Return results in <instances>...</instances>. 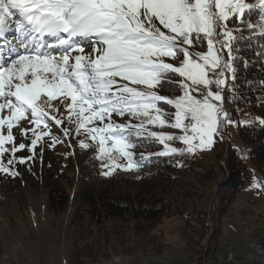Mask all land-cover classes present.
<instances>
[{
	"label": "snow or ice",
	"instance_id": "obj_1",
	"mask_svg": "<svg viewBox=\"0 0 264 264\" xmlns=\"http://www.w3.org/2000/svg\"><path fill=\"white\" fill-rule=\"evenodd\" d=\"M259 3L264 8V0ZM253 7L244 0H0V37L9 31L23 34L8 56H0V110L9 112L0 116V126L7 125V135H0V155L7 151L4 143L14 140L13 122L26 114L36 125L43 121L47 126L49 119L62 123L45 111L58 95L68 120L75 118L77 134L86 129L92 140L99 137L100 153L109 152L105 145L110 140L113 149L129 158L128 170L138 167L127 151L134 146L133 135L159 141L165 148L160 155L185 151L166 141L179 140L188 152L212 145L221 114L228 119L213 101L223 99L225 72L235 71L221 54L227 49L231 56L235 39L226 22L233 18L243 23L246 10ZM6 42L11 45L15 38ZM86 45L92 46L94 56L84 54ZM205 45L206 51H190ZM165 57L179 66L165 62ZM172 74L178 78L168 80ZM164 84L181 94L167 98L153 90ZM160 101L174 106L170 127L182 135L149 130V125L168 123L169 113L158 106ZM112 113H128L139 123L86 127L95 120L103 123ZM44 134L34 132L32 145ZM81 146L88 147L83 141Z\"/></svg>",
	"mask_w": 264,
	"mask_h": 264
},
{
	"label": "rangeland",
	"instance_id": "obj_2",
	"mask_svg": "<svg viewBox=\"0 0 264 264\" xmlns=\"http://www.w3.org/2000/svg\"><path fill=\"white\" fill-rule=\"evenodd\" d=\"M244 2L254 6L251 10H246L244 21L249 25H257L258 30L264 31V8H261L259 0ZM156 23L160 26L158 21ZM236 24H240L238 19L230 18L226 22L233 35ZM190 51H206V45L192 47ZM84 54L95 55L91 45L84 47ZM221 54L228 60L227 49ZM164 60L179 66V62L172 58L165 57ZM177 78L178 74L174 79ZM117 79L119 80L118 77ZM130 86L142 90L145 88L143 85ZM153 90L167 98H175L181 94L178 91L180 94L166 95L155 88ZM211 90L215 92V86ZM221 94L222 101L213 102L228 116L224 85L221 86ZM61 99L58 95L52 99L51 108H45L49 117L55 116L62 121L60 125H55L51 119L47 126L43 121L36 125L30 114H26L25 118L13 122L14 140L6 141L3 145L7 151L0 155V167L8 170H0V264H68L72 253H80V250L82 264H261L260 259L257 261L255 254L246 245L256 241L261 242L264 247V174L252 163L246 143L239 135V125L261 120L260 114L239 110L234 116H228V119H224L221 114L213 144L197 148L193 152H188L187 146L179 140L166 141L172 147L185 149L178 162L176 161L179 164L176 175L179 174L180 182L185 179L190 182V191L186 193V197L178 194L177 198H173V192L166 194L155 190L156 188L153 191V186L159 183L151 182L153 180H149L150 186L142 191L138 184L143 180L126 183L129 186H122L120 193L127 199L134 200V196L139 191L142 192L137 196L142 206L121 200L119 205L126 207L128 211L124 217V226L114 224L110 218L105 219L104 231L101 232L105 237L102 239V235L94 227L85 225L79 229L77 222L72 221L76 205L73 200L64 211L51 212L48 208V178L58 180L73 195L80 185L81 164L91 154H97L98 159L108 166L102 174L110 173L121 167L122 162L128 164L130 161L112 148L110 140L105 145L109 152L100 153L99 137L92 140L86 129H81L77 134L75 118L73 122L68 120V112ZM172 108L174 113V106ZM8 114L7 109L0 110V116ZM116 116L115 119L106 117L103 123L95 120L86 127H104L109 122L113 125H126L124 117ZM171 122L172 119L168 120L167 125ZM24 129L29 130L25 133ZM64 129L69 130L68 135H65ZM161 131L174 136L183 134L182 130L174 128ZM34 132L45 133L35 146L32 145V140L36 139ZM0 135H7L6 124L0 126ZM81 141L88 147H82ZM20 144L25 147L20 149ZM14 146L17 148L15 153L11 151ZM232 147L237 149L241 160L246 163L249 178L245 187L235 193L234 200L226 204L225 199L233 195L224 186L229 181V165L225 158ZM127 151L133 160L132 153L129 149ZM110 155L114 159L110 160ZM21 159L24 162L21 163ZM9 160L12 161L11 164L8 163ZM190 170V174H185ZM159 199L162 200L160 203L151 204ZM177 200L185 201L178 206ZM222 200L225 206L223 212L220 207L214 209L216 204L222 205ZM162 204L165 206V215L152 221L151 226L141 223L140 229L134 225L129 213L132 212L131 206L134 210L159 209ZM213 212H217V216ZM210 220L214 225H211ZM114 233L117 235L114 236ZM257 257H260L258 253Z\"/></svg>",
	"mask_w": 264,
	"mask_h": 264
},
{
	"label": "trees",
	"instance_id": "obj_3",
	"mask_svg": "<svg viewBox=\"0 0 264 264\" xmlns=\"http://www.w3.org/2000/svg\"><path fill=\"white\" fill-rule=\"evenodd\" d=\"M254 26L255 29L253 30L245 21L242 24L235 25V39L232 41L233 51L228 58L235 71L226 72V85H224L228 116H234L239 110H250L260 114L264 119V31L258 30L257 25ZM169 77L168 80H175L176 74L169 75ZM233 77L235 78L233 79ZM155 89L166 95L180 94L178 90H172L169 84L158 85ZM158 106L162 107L164 112L169 113L168 120L172 119L173 108L171 105H166L164 101H160ZM116 115L119 114L112 113L110 119H115ZM119 116L120 118L124 117L126 124L130 122V119H132V122H130L132 124L139 123V120L128 113ZM127 118L129 119L127 120ZM148 127L150 131L156 132L171 130L170 125L167 124L163 127L160 125H149ZM239 135L246 143L252 163L260 173L264 174V124L260 123V120L240 124ZM132 143L134 146L129 148L133 156L131 162L138 164V167L128 170L125 167L127 164L122 162L121 167L105 175L102 173L106 171L108 166H104L106 164L103 160L98 159L97 154H91L81 164L80 185L73 195L70 194L69 190L67 191L64 185L61 186L57 182L58 180L48 178L50 180L48 208L51 212L64 211L69 206V202L73 200L76 205L72 212V221L77 222L79 229L87 225L89 228L94 227L101 234L104 231L103 222L107 218L113 220L114 224L117 223L118 226H124V217L128 214V211L126 207L119 205L121 200L131 201V204L137 203L140 207L142 206L137 196L139 197L142 193L140 191L150 186L149 180L159 182L153 186V189L151 188L153 191L158 190L166 194L173 192V198H177L178 194H184L186 197V193L191 189L188 185L190 182L187 179L180 182L179 174L176 175L179 167L177 160L180 159L182 152L160 155L159 153L165 151L164 145L147 137L137 138L133 135ZM225 159L229 165V168L227 165L229 181L224 186H227L226 189H230L233 193L225 199L227 204L234 200L236 192L245 187V183L249 178V171L246 168V163L238 155L236 148H230ZM230 164H232L231 167ZM191 172L192 170L186 171L185 174ZM138 180H143L138 184L140 191L137 196H134V200L131 198H128V200L120 193L121 188L125 185L129 186L130 182L137 183ZM104 182L107 183L104 184ZM161 201L160 199L154 200L151 204H157ZM177 201L179 202L178 206H180L181 202L185 200ZM221 204V206L219 203L216 204L214 209L220 207L223 212L225 209L223 200ZM161 206L159 209L140 208L138 210H134L131 206L132 212L129 213L134 220V225L140 229L141 223L151 226L152 221H156L165 215V206L163 204ZM213 213L216 216L218 214L217 212ZM212 223L211 221V225ZM115 235L117 234L114 233ZM103 236L100 237L103 239L105 237ZM81 257V250L80 253L73 252L71 261H68V264H82Z\"/></svg>",
	"mask_w": 264,
	"mask_h": 264
},
{
	"label": "bare ground",
	"instance_id": "obj_4",
	"mask_svg": "<svg viewBox=\"0 0 264 264\" xmlns=\"http://www.w3.org/2000/svg\"><path fill=\"white\" fill-rule=\"evenodd\" d=\"M20 40H21V36H16V41H20ZM4 46H5V48L8 47L7 44H5ZM6 55H9V53ZM246 246H248L249 248H252V249H261L262 248V251L264 253V247L259 242L252 241V242L248 243ZM253 253L255 254V257L257 258V253L260 255V250H253ZM257 261H259L258 258H257ZM259 262L261 264H264V259H260Z\"/></svg>",
	"mask_w": 264,
	"mask_h": 264
},
{
	"label": "built area",
	"instance_id": "obj_5",
	"mask_svg": "<svg viewBox=\"0 0 264 264\" xmlns=\"http://www.w3.org/2000/svg\"><path fill=\"white\" fill-rule=\"evenodd\" d=\"M248 249H251L252 252H253V250H260V257H257V258H258V259H264V253H263V251H262V248H261V249H252V248H248Z\"/></svg>",
	"mask_w": 264,
	"mask_h": 264
},
{
	"label": "crops",
	"instance_id": "obj_6",
	"mask_svg": "<svg viewBox=\"0 0 264 264\" xmlns=\"http://www.w3.org/2000/svg\"><path fill=\"white\" fill-rule=\"evenodd\" d=\"M261 243V242H260ZM262 244V243H261ZM264 245V244H263Z\"/></svg>",
	"mask_w": 264,
	"mask_h": 264
}]
</instances>
